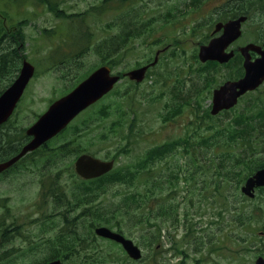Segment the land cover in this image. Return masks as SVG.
Instances as JSON below:
<instances>
[{
	"label": "rangeland",
	"instance_id": "rangeland-1",
	"mask_svg": "<svg viewBox=\"0 0 264 264\" xmlns=\"http://www.w3.org/2000/svg\"><path fill=\"white\" fill-rule=\"evenodd\" d=\"M235 2L0 0V45H8L22 54L36 69L7 125L19 129L26 127L52 100L108 62L113 73L120 74V79L101 98L98 106L92 105L97 112L103 104H108L111 110L94 129L98 137L84 140V145L94 150L93 153L112 157L117 147H125L128 152L117 157V166L134 162L148 147L160 148L164 141H180V155L166 151L165 158L160 159L157 151V160L161 163L155 161V167L159 166L154 174L155 181H165L166 168L177 164V160L210 161L218 157L222 145L211 147L203 128L207 123L216 124L218 119L224 121L225 115L219 117L209 113L210 93L207 96L206 90L210 78L215 75L210 71L207 75L204 68L214 69L215 66L202 63L197 51L199 44L207 41L210 23L215 22L210 19L224 16ZM241 3L252 17L251 21L243 23V32L238 39L247 42L254 38L253 21L257 17L259 21L263 17L264 21V0H241ZM3 23L8 32L16 30L11 42L2 41V36L6 35ZM112 41L113 44L107 46ZM17 45H22L20 50ZM157 50H162L157 62L148 69L142 81L137 82L123 74L151 62ZM258 87L257 92L256 89L247 92L244 102L251 104L253 98L264 96V83ZM114 101L121 104L123 114L116 111ZM117 114L124 120V127L117 128L115 123L110 126ZM80 119L73 122L74 126ZM243 123L241 133L250 132V122L243 120ZM74 126L67 134L73 132ZM68 138L72 143L64 151L66 155L58 160L59 179H50L59 183L64 201L70 206L60 203L59 199L56 202L45 196L39 197L38 172L27 168L18 172L21 163L15 168L16 174L0 176V254L4 253L0 264H42L52 257L53 248L43 243L54 234H50L47 225L43 227L44 235L39 232L44 223L39 214L41 211H54L58 217L65 214L68 226L79 239L91 235L92 230L94 240L87 242L85 239L80 254L66 258L69 263L252 264L259 254L264 255V244L255 242L264 238V190H257V196L249 198L240 191L242 183H217L214 166L203 162L191 182L175 183L171 194L166 193L169 188L164 189L162 207L154 208L149 215L143 207L130 214V208L123 200L117 218L106 221L104 219L109 217L106 211L114 207L120 194L117 193L119 185L93 189L97 196L92 197V208L80 200L78 204L69 201L81 185L72 166L82 146L71 136ZM15 139L8 138L9 142ZM251 142L252 149L243 145L238 150V159L244 160L241 166H254L264 161V140ZM48 171L50 175L56 173L51 168ZM242 175L239 171L234 177L240 179ZM139 189L146 187L143 185ZM159 197L158 194L156 202ZM175 208L178 213L169 217L170 209L174 211ZM185 211L192 214L186 216ZM110 212L114 213V209ZM95 225H106L117 231L121 228L123 234L141 248L142 258L130 259L116 242L95 236ZM186 228L190 229L188 233H185ZM3 229L7 230L4 232Z\"/></svg>",
	"mask_w": 264,
	"mask_h": 264
},
{
	"label": "water",
	"instance_id": "water-1",
	"mask_svg": "<svg viewBox=\"0 0 264 264\" xmlns=\"http://www.w3.org/2000/svg\"><path fill=\"white\" fill-rule=\"evenodd\" d=\"M245 18V15H241L238 18L225 22H217L213 32L219 30L221 32L217 36L212 37L206 44L199 46L198 56L200 60L227 61L233 55V51H226V48L240 35L241 22ZM248 49L256 50L259 53V57L252 60ZM240 50L244 56V74L238 79L225 81L219 88L214 90L212 113L232 106L239 95L247 90L256 88L264 79V49L260 50L252 43H248L240 47ZM145 69L146 66L132 69L127 74L139 81L143 78ZM33 72L34 66L24 59L16 78L0 94V124L12 113ZM117 80L118 75L111 74L110 68L107 65H101L94 69L67 94L53 101L48 109L26 128V133L31 138L23 144L16 155L0 161V171L12 165L27 151L35 149L46 139L57 133L78 111L102 96ZM111 165L112 161H101L99 158L86 153L79 155L74 162L75 171L86 178L99 176L109 170ZM262 183H264V168L246 180L242 186V191L249 196H253V186ZM95 231L101 236L120 242L132 258H140V249L132 240L105 226L96 227ZM47 264H57V261ZM254 264H264V258H257Z\"/></svg>",
	"mask_w": 264,
	"mask_h": 264
},
{
	"label": "trees",
	"instance_id": "trees-1",
	"mask_svg": "<svg viewBox=\"0 0 264 264\" xmlns=\"http://www.w3.org/2000/svg\"><path fill=\"white\" fill-rule=\"evenodd\" d=\"M113 44V41L107 46ZM22 45H17V49L20 50ZM110 48V47H109ZM22 54L16 53L12 48L8 45L1 46L0 45V92L10 83V81L16 76L17 71L19 69V61L21 60ZM108 64V62H106ZM109 65V64H108ZM121 106L116 107L119 109ZM0 127V160L8 158L12 156L14 153H17L22 145V141L25 138L22 137L23 128H18L16 126H8L7 123ZM117 128H121L123 126V121L117 120L115 122ZM205 133L209 135V132H213L210 136V139L214 142V145L211 147H215V145H220L225 143L226 140V126L223 129L216 128L212 126L211 123H207L204 127ZM82 133L81 127H75L74 135L77 136ZM16 137L15 140L9 142L8 138ZM107 138V135H104ZM68 139V137H65ZM180 141H165L158 147H150L145 149L143 155L139 157V160L135 162L131 167H115L110 173H106L100 177L90 179L89 181L81 180V183H97L96 187L105 188L106 185H117L119 184V190L117 193H120L114 202V207L107 210L109 212L106 221H110L111 219L117 218V212L119 210V206L123 203V200L127 202L128 207L130 208L129 213L133 214L137 212L139 209L143 207L145 213L149 215L150 212L154 208L162 207V189H166V185H162L159 183H167L169 188L173 187V183H179L180 181H184L185 183L191 182L193 180V174H196L200 171L203 162L204 164H212L215 168L216 177L218 181H232L234 179L233 174H225V162L223 160V156L220 154L218 157L210 160V161H201V160H193L188 158L185 160L184 165L176 164V169L174 167H167L165 181H155L154 174L158 170V167H155L157 162V151L160 159H164L165 152L169 151L171 153L175 152L179 146ZM68 143H62L59 147H65ZM42 150H45L44 146L40 147ZM124 148V147H123ZM159 149V150H158ZM160 159H158L160 161ZM157 160V161H158ZM22 161V160H21ZM19 161V163H21ZM54 161V160H53ZM52 162V161H51ZM151 162H155L152 163ZM20 166V165H19ZM147 183V186H146ZM145 185L146 189H139ZM86 187V185H84ZM124 187V190H122ZM158 190V192L156 191ZM171 190V189H170ZM160 195L158 201H155L157 195ZM172 208V207H170ZM114 209V213L110 212ZM178 212L176 208L173 210L170 209L169 217L176 215ZM187 212L184 215L187 216ZM146 219L149 216L145 217ZM138 220V219H137ZM135 220V221H137ZM92 223V222H90ZM162 228L161 224L159 225V230ZM190 229L186 228L185 233H188ZM73 243L82 244L83 239H79L76 233H72L71 235ZM84 238V237H83ZM58 253L54 250L52 253V257L56 256Z\"/></svg>",
	"mask_w": 264,
	"mask_h": 264
},
{
	"label": "flooded vegetation",
	"instance_id": "flooded-vegetation-1",
	"mask_svg": "<svg viewBox=\"0 0 264 264\" xmlns=\"http://www.w3.org/2000/svg\"><path fill=\"white\" fill-rule=\"evenodd\" d=\"M229 1V0H228ZM242 6L241 0H236L235 4H234V9H239ZM237 10H234L232 12H228L224 15V18L228 19V18H232V17H237L238 16V12H236ZM261 17V16H260ZM258 18V17H257ZM255 19L254 22V28L252 29V32L254 33V38L251 41H247V42H239L238 39L241 37V35L234 40L230 46L229 49L233 51V56L227 61V62H216V61H206L205 65H214L215 68L211 69L210 67L205 66L204 70L206 71V74L209 75L210 72H213L215 76H212L211 82L208 85V88L206 90L207 92V96L210 93V103L209 106H211V97H212V92L213 89L217 86H219L221 83H223L224 81H226L227 79H229L228 77L230 76V78H233L234 75H238L239 77L243 75V55L241 53L240 47L246 45L247 43L251 42L254 46L258 47L260 50L264 49V21L263 17L260 19ZM224 19V20H226ZM252 17H248L246 18V21H251ZM223 20V21H224ZM242 32H243V28H242ZM242 34V33H241ZM209 37L212 36V30H210L208 32ZM215 35V34H213ZM248 53L251 59H255L257 57H259V53L254 50V49H248ZM210 71V72H209ZM222 78V80L220 79ZM218 84V85H217ZM217 85V86H216ZM259 90V88H258ZM247 93L244 94V99L247 97ZM38 159V162H42V166H49V168L53 169L54 171L58 170L56 161H52L49 162L46 159H43L41 154L35 152L31 157L30 160L28 162V164L26 165V167H32L36 164ZM17 164L12 165L10 168L5 169L4 171H2L0 173V176H3L5 174H10V173H14L16 174V168ZM37 183V191H38V196L39 197H44L47 192H52V193H56L57 191V186L55 185V183H45L44 179H37L36 180ZM261 233V231H260ZM0 242H1V237H0ZM255 242L257 244H264V238L261 239H256ZM65 248H61L60 251L64 250ZM76 255V254H74ZM261 254H259L258 256H260ZM264 257V255H261ZM55 258H59L60 260V264H66V262L62 259L63 257L60 255H56Z\"/></svg>",
	"mask_w": 264,
	"mask_h": 264
}]
</instances>
